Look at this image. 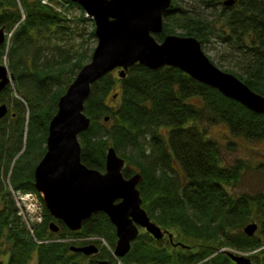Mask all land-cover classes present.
<instances>
[{
  "label": "trees",
  "instance_id": "trees-1",
  "mask_svg": "<svg viewBox=\"0 0 264 264\" xmlns=\"http://www.w3.org/2000/svg\"><path fill=\"white\" fill-rule=\"evenodd\" d=\"M177 1L173 0L165 18L173 16L177 22L180 20L177 25L184 29L180 35L194 36L205 42L211 31L208 22L190 15ZM191 1L212 9L222 6L220 15L238 38V49H243L248 57L246 75L238 74V77L264 95V0H238L232 6H226L224 0ZM22 3L24 17L16 0H0V28L4 27L7 32L14 29L7 53L9 66L15 75L17 89L24 96L23 101L16 100L17 112L11 117L14 125L9 131L5 126L0 127V134L4 135L0 136V196L5 201L0 205V255L5 252L2 249L5 242L9 254L6 264H32L34 254L37 257L34 264H85L82 258L87 256L71 250L73 245L88 244L78 238L103 236L114 247L116 245V228L105 212L94 213L83 222L81 230L72 231L52 217L45 207L46 217L36 235L40 241H36L26 234L17 215L16 202L6 189L9 175L16 189L38 192L34 186V171L39 161L31 158L37 154L44 156L49 124L57 112L59 99L92 58L86 49L66 51L56 44L54 50L59 57L53 55L40 63L42 49H37L31 51L33 59L27 62L24 53L35 50L33 46L39 35H61L73 29L69 26L71 20L61 17L41 0H22ZM171 33L174 28L165 23L163 31L155 37L161 41ZM90 35L95 37V31ZM245 35H251L252 44L244 42ZM5 49V44H1L0 56ZM113 77V72L108 73L95 82L85 103V112L92 122L90 128L79 135L82 161L104 171L110 146L127 159L129 155L134 156L141 163L143 180L138 187L150 217L162 228L180 232L184 240L195 241L178 240L189 248L171 243L166 247L162 240L141 231L129 253L121 258L123 262L235 264L224 250H220L230 246L250 252L254 264H264V219L260 218L259 228L263 237L244 232L245 224L255 217V207L263 211L264 195L245 194L234 198L228 192L226 186L239 178L243 163L223 165L219 143L202 127L204 121L209 124L224 122L234 135L264 139V113L250 110L177 67L153 70L135 64L126 77L118 76L116 80ZM116 81L118 87L113 97L117 95V102L109 105L106 95ZM10 91L8 85L0 92V104L8 101ZM27 109V118L19 115L25 114ZM107 116L109 120L106 121ZM6 119L5 116L0 122L5 123ZM25 129L27 146L31 144V149L21 152ZM172 161L181 173L172 166ZM123 172L126 177L134 174L127 165ZM50 221L59 224L57 232L50 229ZM257 253L262 255L261 259ZM96 256L109 258L110 252L102 248ZM0 264H4L1 257Z\"/></svg>",
  "mask_w": 264,
  "mask_h": 264
},
{
  "label": "water",
  "instance_id": "water-1",
  "mask_svg": "<svg viewBox=\"0 0 264 264\" xmlns=\"http://www.w3.org/2000/svg\"><path fill=\"white\" fill-rule=\"evenodd\" d=\"M71 1L78 3L94 19L98 43L92 59L81 68L59 99L57 112L49 124L47 150L34 171V186L52 217L72 231L81 230L83 222L94 213L105 212L116 228L114 254L125 257L142 229L158 240L166 234L170 238L173 235L151 219L138 187L143 175L136 172L126 177L123 172L126 159L113 146L107 150L104 171L82 161L79 135L91 126L92 119L85 112V103L93 84L114 71L124 78L131 66L142 64L153 70L177 67L257 113H264V95L235 74L219 68L205 53L198 38L168 34L162 42L156 39L154 34L163 31L165 13L173 0ZM237 2L223 1L226 6ZM5 33V28H0V45L5 42ZM14 78L9 67L0 63V92ZM7 113L8 105L0 104V119ZM49 227L54 232L60 229L55 221L50 222ZM258 227L257 222H251L244 227V232L253 236ZM174 245L190 247L183 242ZM71 250L90 256L97 254L99 247L93 243L73 245ZM223 250L235 264H254L251 253L231 248ZM111 263V259L96 260V264Z\"/></svg>",
  "mask_w": 264,
  "mask_h": 264
},
{
  "label": "rangeland",
  "instance_id": "rangeland-1",
  "mask_svg": "<svg viewBox=\"0 0 264 264\" xmlns=\"http://www.w3.org/2000/svg\"><path fill=\"white\" fill-rule=\"evenodd\" d=\"M18 3V8L20 9L21 13L25 14V6L22 3V0H16ZM50 3L57 4V7L60 4H63L62 7L66 11H68L71 17L69 20V26L72 27L73 31H67L64 34L61 35H39V39L36 41V45H34L35 50L28 51L25 55V59L27 62H31L33 59L32 52H36L37 49H42L39 53V59L41 58L40 63H43L47 59H51L54 55L55 57H59V54H56V50H54V46L56 44L61 45V47H64V50L66 51H72L74 49H86L88 51V54H93V51L95 47L97 46L98 39L95 35V37H92L90 34L91 32L96 28L95 21L92 19L89 15L86 14L85 10L78 4V3H69L67 0H49ZM179 4L186 8L188 13L193 16H200L208 22V26L211 29L207 39L205 42H202L203 50L205 53L209 56V58L221 69L224 71L230 72L235 74L238 77V74H244L246 75L247 66H248V57L245 55V53L242 51L243 49H238V38L232 33L230 28L226 25L222 15H220V10L222 6H218V8H207L203 3L196 2V1H188V0H178ZM44 4V3H43ZM178 6V4H175ZM48 6V5H47ZM48 6L52 10H55L56 7ZM177 8V7H175ZM68 20V19H67ZM180 21V20H179ZM177 22L173 16H167L165 18V23H170V26L174 28V33L171 34H178L184 32V29L182 27H179L177 25ZM7 32V31H6ZM155 35V34H154ZM229 36V39H226L225 36ZM166 37V36H165ZM164 37V38H165ZM254 38V35H252ZM163 38V39H164ZM163 39L159 42H162ZM244 42L246 44H252L251 41V35H245ZM257 45V44H256ZM9 47L5 49V53L3 56H0V63L6 64L10 71L12 72V69L9 66V58L7 56V53L9 51ZM28 48H32L31 45L28 46ZM32 51V52H31ZM30 52V53H29ZM64 54V52H62ZM92 59V58H91ZM30 64V63H29ZM114 80H116L119 76L118 71L113 72ZM76 77V76H75ZM117 81L116 84L113 85V87L110 90V93L106 95V102L109 105H115L117 100L113 97V94L117 90ZM11 91L8 94V101L4 102L8 105V113L6 115L7 119L6 122H0V127L5 126L7 127V131L10 130L11 125H14V122L12 121L11 117L13 116V113L16 114L17 110L15 109L16 100L21 99L23 101V95L20 93V91L17 89L15 78L12 81L11 84H9ZM2 104V103H1ZM58 107V106H57ZM58 109V108H57ZM21 116L25 115L26 118L28 117V109L26 110V113L19 114ZM15 116V115H14ZM13 116V117H14ZM202 127L207 132L208 136L215 139L220 146L221 150V163L226 166H234L238 165V162L240 161L243 163V168L240 172V176L237 180H234L230 182L226 188L228 192L234 197H240L242 195L248 194L252 197H255L257 195H264V139H249L242 135H234L232 134L230 128L228 125L224 122H218V123H212L209 124L208 122L204 121L202 122ZM163 132V131H162ZM0 136L3 138L4 135L0 134ZM0 137V139H1ZM166 137V136H165ZM10 145V143H9ZM46 145V144H45ZM26 149V152L31 149V144L27 146V140H26V129H25V140L23 142V150ZM119 154V153H118ZM121 155V154H119ZM43 155L38 157L33 156V160L40 161ZM122 156V155H121ZM18 157V156H17ZM16 157V158H17ZM36 157V158H35ZM127 161L126 165L130 167L131 172H141V163L132 155H129L130 159H127L126 157L122 156ZM39 158V159H38ZM24 159V158H22ZM146 159H149L146 158ZM31 161V162H32ZM129 162V163H128ZM172 166L178 171V173H181L180 170H178L177 165L174 161H172ZM6 189L7 191H10L11 195L13 196L14 200L19 198H29L28 200L24 201V203L28 206L32 204L33 202L36 203L34 210H37L38 213L42 215V220L40 222H31L28 215L23 216L20 214L19 209H17V215L19 216V220L22 222L23 226L26 228V234L36 241H40L37 238V231L40 227V225L44 222V219L46 217L45 214V206L42 199V195L36 191L31 190H22V189H16L14 185L11 183L10 176L8 175L6 179ZM32 194V195H31ZM4 199L0 196V205L2 206L4 203ZM16 202V201H15ZM23 202V201H22ZM20 200V204L22 203ZM262 205H264V200H262ZM17 206V204L15 205ZM22 208L24 209V204H21ZM18 208V207H17ZM260 207H255L254 209V219L249 220L245 226L251 222H257L258 223V231L256 232L257 236L263 237L261 230L259 228L261 227L260 218L264 219V208L263 211H259ZM26 212V209H25ZM32 213V212H31ZM262 215V216H261ZM52 222V221H50ZM244 226V227H245ZM142 231H145L142 229ZM172 232H175L177 234L176 240H182L187 243H193L194 240L186 241L183 239V235L181 236L180 232H176V230H171ZM88 237H95L94 240H91V242L95 243L99 248L106 249L110 252L109 258H98L96 255H90L87 256L85 259V264H96V260H109L111 259V264H125L122 259H117L114 255L115 247L110 243L109 240H107L103 236H88ZM83 238H78V240H82L80 242H83ZM100 239H103L100 240ZM73 240H77V238H74ZM48 240H44V242H47ZM162 244L166 247H170L171 244L169 242L168 236H166L165 240H162ZM225 248V247H224ZM227 248V247H226ZM229 248L240 251L239 249L232 248L229 246ZM2 249L5 251L1 257V260H3L4 264H6L9 260V254L8 252V244L3 242ZM223 249V248H221ZM220 249V250H221ZM100 250V249H99ZM242 252V251H241ZM250 253V252H249ZM259 255V258H262V255L257 253ZM36 255L34 254L31 262L34 264L37 259ZM123 258V257H121Z\"/></svg>",
  "mask_w": 264,
  "mask_h": 264
},
{
  "label": "built area",
  "instance_id": "built-area-1",
  "mask_svg": "<svg viewBox=\"0 0 264 264\" xmlns=\"http://www.w3.org/2000/svg\"><path fill=\"white\" fill-rule=\"evenodd\" d=\"M42 3H44L45 5H48V6H52L54 5L53 7H56L55 8V11L57 13H59L61 16H63L64 18H67V19H70V15L67 14L69 13L68 11H66L65 9H63L62 5L65 4H60L58 7H57V4L59 3H56V4H53V3H50L49 0H41ZM88 15V13H86ZM13 31H11L10 33H8V44L10 43V39H11V35H12ZM32 195V194H31ZM15 198V197H14ZM29 198H23V199H15L16 201V204H17V207L19 209V212L20 214H22L23 216L25 215H28L27 217L29 218V220L33 223L35 222H40L42 220V215L41 213L39 214L37 210H34V207L36 205L35 202H33L32 204H30V206L26 205L24 203V201L28 200ZM20 200L21 202L25 205L24 206V209L22 208L21 204H20ZM25 209H26V212H25ZM32 212V213H31ZM25 214V215H24ZM94 238H83V240H92ZM123 264V263H122Z\"/></svg>",
  "mask_w": 264,
  "mask_h": 264
},
{
  "label": "bare ground",
  "instance_id": "bare-ground-1",
  "mask_svg": "<svg viewBox=\"0 0 264 264\" xmlns=\"http://www.w3.org/2000/svg\"><path fill=\"white\" fill-rule=\"evenodd\" d=\"M68 1V0H67ZM69 2V1H68ZM70 3V2H69ZM55 11V10H54ZM56 12V11H55ZM57 13V12H56ZM58 15H60L59 13H57ZM23 15V14H22ZM25 15V14H24ZM11 31H13L14 32V29L13 30H11ZM11 31H9V32H7V34L5 35L6 36V38H5V42L3 43V44H5V46H6V48L7 47H9V45H11V39H12V35H13V33H12V35H11V39H10V43L8 44V33H10ZM136 173V172H135ZM143 199V198H142ZM150 216V215H149ZM152 219V218H151ZM153 220V219H152ZM154 221V220H153ZM142 231V230H141ZM86 238H94L95 239V237H86ZM94 239H92V240H94ZM100 240H102L103 241V239H100ZM87 242H88V244H91V243H93V242H91V240H86ZM100 249V248H99ZM96 255V254H95ZM115 255V254H114ZM115 257L117 258V259H121V257H119V256H117V255H115Z\"/></svg>",
  "mask_w": 264,
  "mask_h": 264
},
{
  "label": "flooded vegetation",
  "instance_id": "flooded-vegetation-1",
  "mask_svg": "<svg viewBox=\"0 0 264 264\" xmlns=\"http://www.w3.org/2000/svg\"><path fill=\"white\" fill-rule=\"evenodd\" d=\"M256 42H257V40H256ZM15 114L13 113V116H14ZM168 230V229H167ZM168 231H170V233H172V238H170V236L168 235V234H166V236H168V239H169V242L172 244V245H174V243H176V242H178V240H176L177 239V234L175 233V232H172L171 230H168ZM166 236L163 238V239H161V240H165L166 239ZM179 241H181L180 239H179ZM84 246V245H83ZM100 250H101V248H100ZM100 250H99V252H100ZM98 252V253H99Z\"/></svg>",
  "mask_w": 264,
  "mask_h": 264
}]
</instances>
